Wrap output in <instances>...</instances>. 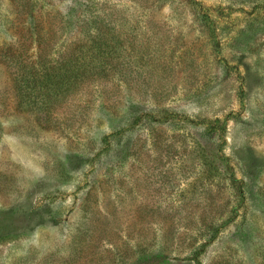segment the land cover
<instances>
[{"label":"rangeland","instance_id":"rangeland-1","mask_svg":"<svg viewBox=\"0 0 264 264\" xmlns=\"http://www.w3.org/2000/svg\"><path fill=\"white\" fill-rule=\"evenodd\" d=\"M189 2L0 0V264H196L201 245L200 264H264V0H194L219 53ZM101 30L104 71L49 106L17 97L20 60ZM226 117L241 206L203 124Z\"/></svg>","mask_w":264,"mask_h":264},{"label":"trees","instance_id":"trees-1","mask_svg":"<svg viewBox=\"0 0 264 264\" xmlns=\"http://www.w3.org/2000/svg\"><path fill=\"white\" fill-rule=\"evenodd\" d=\"M189 1V3L195 5L198 8L197 12L199 18L202 21L204 28H206V30L208 31L209 39L214 44H216V52L219 53V41L217 40L214 21L205 11V9L201 7V5L196 4L194 0ZM109 35H112L109 31L106 32L101 30L96 41H88L86 44L81 46L80 49H78V53H75L74 55H71L69 57L64 56L61 61H58L54 64H47V62L43 63V61H40L39 59L35 61L20 60L16 64L17 70H15L14 74V77H18V80L13 81V86L17 90V97L19 99L25 98L22 93H26L29 90H32L34 92H39L40 97H43V103H41L42 105L49 106L50 103H48L47 100H49L50 98L48 95H56L57 97L59 94H64V92L68 93L74 85L81 84L84 77H89L90 75L94 76V74L104 71L103 64L101 62L105 63V61H109L107 59L113 55H116L118 51L117 48L112 46L111 41L108 42L107 39L110 38L108 37ZM222 62L229 69V65L227 64V62H225L224 60H222ZM105 65L106 67L108 66L107 64ZM236 76L237 81L239 82L237 97L240 105L243 107L245 99V93L243 89L244 81L243 77H241L237 69ZM19 82H22V84L26 86L22 89V87L18 84ZM186 120H188L189 122H193L191 119ZM227 122L228 119L226 117L207 120L203 124H205V128L208 132L217 135L221 140V143L218 146V154L216 155V159H218L223 164L229 185L230 187H233L237 192V205L241 206L244 200L243 185L241 184V181L236 177L233 168L229 163V159L222 153V146L226 134ZM107 139L108 138H106L105 140L106 142H108ZM230 214L231 217L223 225L219 226L217 229L213 228V237L210 239V241L217 236L220 228H223L226 224L232 222L236 218L238 214L237 208H232ZM7 237L10 236H4L2 238L7 239ZM203 247L204 245H201V247L192 258V260L196 264H200L199 255L200 251L203 250Z\"/></svg>","mask_w":264,"mask_h":264}]
</instances>
